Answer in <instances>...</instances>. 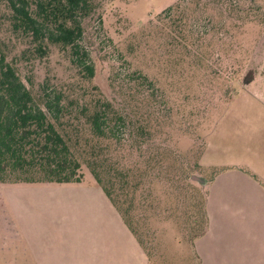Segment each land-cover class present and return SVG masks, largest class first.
<instances>
[{
    "label": "trees",
    "instance_id": "16d2710c",
    "mask_svg": "<svg viewBox=\"0 0 264 264\" xmlns=\"http://www.w3.org/2000/svg\"><path fill=\"white\" fill-rule=\"evenodd\" d=\"M107 2L0 0V183H82L85 168L145 249L136 211L152 207L154 186L203 185L161 138L167 110L156 79L116 49L115 62L106 58L112 96L100 85L88 33L103 26ZM248 27L263 31L264 0H173L135 39L156 41L160 56L206 49L196 37L208 35L243 50L232 40Z\"/></svg>",
    "mask_w": 264,
    "mask_h": 264
},
{
    "label": "rangeland",
    "instance_id": "374dc122",
    "mask_svg": "<svg viewBox=\"0 0 264 264\" xmlns=\"http://www.w3.org/2000/svg\"><path fill=\"white\" fill-rule=\"evenodd\" d=\"M172 2L108 0L103 26L98 28L94 25L88 35L101 64L100 85L107 95L112 96L113 93L105 85L106 58L108 56L115 62L116 49L156 79L165 92L167 110L161 138L181 157L186 171L194 174L196 181L202 183L213 174L214 142L216 136L228 128L232 106L244 98L256 97L264 101V29L258 32V29L248 27L242 35L227 40L244 42L246 49L243 50L248 51L241 54L238 52L243 50L231 49L229 43L220 44L217 36L208 35L202 39L196 37L197 46L205 41L206 49L191 48L190 54L183 49L177 54L168 48L160 56L158 50L161 47L156 41H138L135 37L141 27ZM58 62L52 71L60 75L63 59L59 57ZM83 175L85 186L95 184L85 168ZM13 186L18 188L9 192L6 190ZM27 186H40L38 188L42 189H35L39 190L37 193L34 189H22L29 188ZM61 189V186L53 183H0L1 257L7 252L8 243L13 242L6 229L13 221L16 223L10 196L24 199L25 204L36 199L53 203L67 193L66 189L64 192ZM155 189L160 193L155 194L154 191V195H151L154 199L152 207L136 211L135 227L145 245V249H142L154 264H189L194 256V237L201 233L205 225L204 186L187 184L178 190L173 185L164 190L154 186ZM37 211L38 208H35L32 213Z\"/></svg>",
    "mask_w": 264,
    "mask_h": 264
},
{
    "label": "crops",
    "instance_id": "0c3cea01",
    "mask_svg": "<svg viewBox=\"0 0 264 264\" xmlns=\"http://www.w3.org/2000/svg\"><path fill=\"white\" fill-rule=\"evenodd\" d=\"M213 148V174L200 182L206 226L189 264H264V101L235 103ZM58 185L67 193L53 203L10 196L16 223L0 264H154L96 184Z\"/></svg>",
    "mask_w": 264,
    "mask_h": 264
},
{
    "label": "water",
    "instance_id": "95a60500",
    "mask_svg": "<svg viewBox=\"0 0 264 264\" xmlns=\"http://www.w3.org/2000/svg\"><path fill=\"white\" fill-rule=\"evenodd\" d=\"M193 178L196 180L197 177L195 178V176H193ZM199 181H201V180H199Z\"/></svg>",
    "mask_w": 264,
    "mask_h": 264
}]
</instances>
